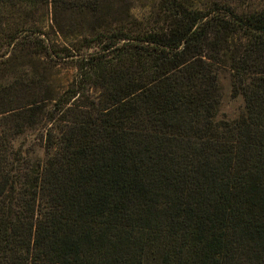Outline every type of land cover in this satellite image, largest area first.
I'll use <instances>...</instances> for the list:
<instances>
[{
	"label": "trees",
	"instance_id": "1",
	"mask_svg": "<svg viewBox=\"0 0 264 264\" xmlns=\"http://www.w3.org/2000/svg\"><path fill=\"white\" fill-rule=\"evenodd\" d=\"M141 1L0 0V264H264V0Z\"/></svg>",
	"mask_w": 264,
	"mask_h": 264
},
{
	"label": "rangeland",
	"instance_id": "2",
	"mask_svg": "<svg viewBox=\"0 0 264 264\" xmlns=\"http://www.w3.org/2000/svg\"><path fill=\"white\" fill-rule=\"evenodd\" d=\"M153 6V0H142L138 3V7L135 10V15L141 20L146 19L150 13ZM68 48V47H67ZM10 50L7 45L0 44V55L5 54ZM32 49L26 48L19 53H12L9 51V58H51L48 55H35L31 52ZM69 54L74 55V57L63 56V58H81L83 54H91L96 51V49L84 48L82 51H77V49L68 48ZM7 56V57H8ZM0 57V58H7ZM68 62V63H67ZM44 73L46 72L48 78H50V83L54 86L55 90H61L75 75V70L72 68L71 59L66 60L62 63L50 62V60L45 59L41 61ZM220 87L222 92V102L218 112V120H236L243 113L245 109V102L242 97L237 99L232 98V82L231 75L228 70H222L220 72Z\"/></svg>",
	"mask_w": 264,
	"mask_h": 264
}]
</instances>
